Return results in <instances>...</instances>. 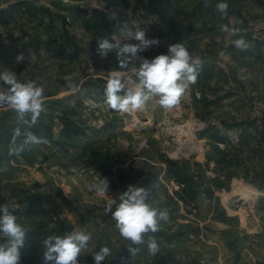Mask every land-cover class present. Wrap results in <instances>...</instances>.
<instances>
[{"label": "rangeland", "instance_id": "rangeland-1", "mask_svg": "<svg viewBox=\"0 0 264 264\" xmlns=\"http://www.w3.org/2000/svg\"><path fill=\"white\" fill-rule=\"evenodd\" d=\"M15 1L0 0V7ZM21 1L34 10L31 29L9 37L6 28L3 36L26 38L35 51L10 71L45 89V111L34 126L0 106V148L17 158L0 163V191L7 193L0 205L26 230L21 264H44L43 240L72 230L91 234L79 264H94L92 256L104 246L111 255L103 264H264V126L255 114L259 107L264 122V51H253L264 43L245 33L248 21L264 24V0H226L223 17L215 9L219 0L209 7L205 0ZM138 26L161 41L141 56L166 54L169 44L181 42L203 63L196 83L171 109L151 101L123 113L105 102L112 73L121 71L132 84L139 64L119 69L115 52L97 54V40L129 42L123 30ZM240 38L247 50L234 46ZM64 120L82 133L61 135ZM28 132L43 142L10 154ZM177 139L183 145L173 143ZM99 178L109 181L104 196L92 187ZM129 185L150 189L153 206L168 212L157 232L133 245L135 255L105 213ZM150 238L159 246L155 255Z\"/></svg>", "mask_w": 264, "mask_h": 264}, {"label": "clouds", "instance_id": "clouds-1", "mask_svg": "<svg viewBox=\"0 0 264 264\" xmlns=\"http://www.w3.org/2000/svg\"><path fill=\"white\" fill-rule=\"evenodd\" d=\"M209 6L210 0H205V7ZM215 9L222 17L227 16L229 5L226 0H219ZM221 31H232L235 34L238 30L221 26ZM123 39L129 42H121L116 37L111 40L105 37L97 40V54L105 58L115 52L119 69L127 70L130 65L137 62L139 64L134 68L135 82L132 84L125 82L121 71L112 73L105 87L107 106L111 110L127 113L143 110L151 101L166 110L178 105L189 86L196 83L203 67L202 61L190 54L181 42L169 44L166 54H159L151 59L141 56L140 53L161 43L158 37L148 35L146 26L124 29ZM233 44L240 50H247L249 47L243 38L234 40ZM26 59L24 53H19L15 62L23 63ZM65 79L69 82L68 86L75 90L71 77ZM0 82L7 86L0 87V106L9 107L16 113L20 122L29 127L34 126L45 111L44 87L35 81L20 82L15 72L10 70L0 71ZM16 134L19 135V129ZM42 142L41 138L28 132L21 144L13 143L10 154L18 155L29 145ZM92 187L104 196L109 189V181L107 178H99V182ZM0 195L6 196L7 193L0 191ZM150 196V189L129 185L126 191L119 194V202L112 199L105 208V213H111L112 219L116 221L115 227L120 236L130 242L127 248L130 255H135L139 250L133 245L144 244L145 237L157 232L159 223L168 219L167 210L158 205L153 206ZM0 235L6 238L5 243H0V264H21L22 249L27 242L26 230L17 222L13 212L3 205H0ZM90 239V233L79 230L48 236L43 240L44 264H79L80 253L86 249ZM147 246L153 255L159 251L154 238L147 241ZM109 255L111 251L107 246L100 248L92 256L94 264H103Z\"/></svg>", "mask_w": 264, "mask_h": 264}, {"label": "crops", "instance_id": "crops-1", "mask_svg": "<svg viewBox=\"0 0 264 264\" xmlns=\"http://www.w3.org/2000/svg\"><path fill=\"white\" fill-rule=\"evenodd\" d=\"M34 18V10L25 1L16 0L15 2L8 3L3 8L0 7V71L11 70L12 65H14L12 63L15 62L17 54L24 53L27 55L29 52L35 51L34 45L28 43L26 38L19 41H13L11 38H8V36L15 37L22 33L20 29L28 33L33 25ZM6 28L10 29V33H8L7 38H4L3 32L7 31ZM237 33L239 34L240 32ZM256 50L264 51L262 48H256L253 51L256 52ZM2 160L6 163L15 161L17 158L5 156L3 149L0 148V163Z\"/></svg>", "mask_w": 264, "mask_h": 264}, {"label": "built area", "instance_id": "built-area-1", "mask_svg": "<svg viewBox=\"0 0 264 264\" xmlns=\"http://www.w3.org/2000/svg\"><path fill=\"white\" fill-rule=\"evenodd\" d=\"M238 24L239 22H235V23L230 22V25L233 27L237 26ZM246 25L247 27L245 28V33H247V36H249L251 41L264 43V24L259 22L248 21ZM0 87L6 88V86L1 84ZM259 109H260L259 107L255 108L256 119L258 120L259 125L264 126V122H262V114ZM1 236L2 235H0V237Z\"/></svg>", "mask_w": 264, "mask_h": 264}, {"label": "trees", "instance_id": "trees-1", "mask_svg": "<svg viewBox=\"0 0 264 264\" xmlns=\"http://www.w3.org/2000/svg\"><path fill=\"white\" fill-rule=\"evenodd\" d=\"M63 124H64V128L61 131V135H64L67 138H70V137H73V135L82 133L72 122L68 120H64Z\"/></svg>", "mask_w": 264, "mask_h": 264}, {"label": "bare ground", "instance_id": "bare-ground-1", "mask_svg": "<svg viewBox=\"0 0 264 264\" xmlns=\"http://www.w3.org/2000/svg\"><path fill=\"white\" fill-rule=\"evenodd\" d=\"M172 130H173V129H172ZM164 135H165L166 137H169L171 134L169 135V133L166 132ZM172 139H173V138H172ZM171 142H172V141H171ZM173 143H175V144L178 145V146L183 145L182 142H181L179 139H177V140L174 141ZM184 146H185V145H184ZM246 199H247V198H246Z\"/></svg>", "mask_w": 264, "mask_h": 264}, {"label": "water", "instance_id": "water-1", "mask_svg": "<svg viewBox=\"0 0 264 264\" xmlns=\"http://www.w3.org/2000/svg\"><path fill=\"white\" fill-rule=\"evenodd\" d=\"M230 206H233V207H234L235 205H234V203L232 202V203L230 204Z\"/></svg>", "mask_w": 264, "mask_h": 264}]
</instances>
